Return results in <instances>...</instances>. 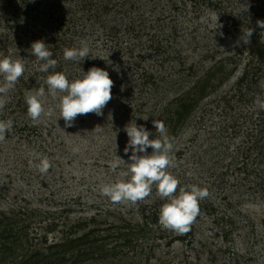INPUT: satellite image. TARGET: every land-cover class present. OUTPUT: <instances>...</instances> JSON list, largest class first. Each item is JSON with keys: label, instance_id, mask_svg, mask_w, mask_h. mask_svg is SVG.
I'll use <instances>...</instances> for the list:
<instances>
[{"label": "rangeland", "instance_id": "obj_1", "mask_svg": "<svg viewBox=\"0 0 264 264\" xmlns=\"http://www.w3.org/2000/svg\"><path fill=\"white\" fill-rule=\"evenodd\" d=\"M257 20H264V0H0V58L25 64L0 110V120L13 121L0 142V212L24 214L37 244L52 214L58 224L97 214L105 228L118 221L109 215L114 211L134 227L140 225L141 209L159 213L168 202L155 184L151 195L135 204H114L100 191L106 183L130 178L120 175L131 155L124 153V128L135 122L152 133L150 139L160 138L153 120L164 109L173 113L174 100L207 83L204 100L185 125L177 130L165 126L173 144L169 173L179 187L196 185L209 192L199 202L191 230L178 235L160 224L149 226L145 237L118 248L120 256L94 264H264V168L256 166L246 141L253 120L264 111L255 104L257 97L264 99V63L251 55V44L235 46L247 27L264 39ZM37 40L57 60L48 73L38 71L42 62L30 54ZM84 45L90 48L84 61L64 59L65 48ZM93 66L109 72L113 98L102 116H78L74 126L65 128L58 108L65 93L53 97L47 75L59 69L73 81ZM41 87L45 110L54 111L33 121L25 97ZM74 147L79 151L74 153ZM117 155L123 160L113 172L109 162ZM45 156L51 167L41 174L35 165ZM255 182L260 187L249 188ZM34 209L38 214L31 220L26 214ZM63 209L71 211L61 214ZM60 235L59 229L48 233L47 243ZM159 236L163 239L156 240Z\"/></svg>", "mask_w": 264, "mask_h": 264}, {"label": "clouds", "instance_id": "obj_2", "mask_svg": "<svg viewBox=\"0 0 264 264\" xmlns=\"http://www.w3.org/2000/svg\"><path fill=\"white\" fill-rule=\"evenodd\" d=\"M248 8L247 4L244 11L247 12ZM256 25L264 29V20H257ZM253 32L254 29L250 27L241 29V35L235 41V46L250 45ZM261 43H264V39ZM30 54L42 62L38 67L40 72L48 73L50 69H55L57 66V60L52 58L53 53L43 40L32 42ZM89 54L90 48L87 45L63 50L65 60L84 61ZM24 72L23 59L0 58V76L3 77V83H0V110L5 107L8 93L15 87ZM45 83L53 97H56L58 92L65 93L59 97L58 105L59 118L64 120L65 128L74 126L78 116L91 113L102 116L103 109L113 98L114 81L110 78L108 71L96 66L89 68L87 72L84 71L81 78L73 81H69L63 72H52L47 75ZM260 87L264 89V80L260 81ZM44 95L45 89L41 87L35 94L25 97L27 114L33 121L40 119L42 115L51 117L53 114L54 109L49 108L46 111L41 102ZM255 104L260 110H264V99L257 97ZM153 124L160 138L150 139L152 133L144 125L130 122L125 126L124 131L127 133L128 141L124 153L127 155L131 151V155L130 162L127 163V171L120 175L130 178L106 183L101 186L100 191L114 204L124 202L135 204L149 197L152 186L155 184L159 197L168 201L163 203L159 210V224L163 229L183 235L191 230L200 213L199 202L207 198L209 192L207 188L196 185L179 187L178 178L168 171L170 167H174V164L173 157L170 155L173 144L167 135V129L162 121L153 120ZM12 127L11 119L0 120V142L5 140L6 133L10 132ZM94 130L99 131L100 126H96ZM149 148H151L150 153L147 151ZM72 151L78 152L79 148L74 147ZM121 160L123 159L117 155L109 162V168L115 172ZM35 167L41 174H46L51 167V162L45 156L39 158V163Z\"/></svg>", "mask_w": 264, "mask_h": 264}, {"label": "trees", "instance_id": "obj_3", "mask_svg": "<svg viewBox=\"0 0 264 264\" xmlns=\"http://www.w3.org/2000/svg\"><path fill=\"white\" fill-rule=\"evenodd\" d=\"M11 1H9L10 4ZM27 10V9H26ZM238 21L236 22V24ZM251 55L256 57L258 62L264 63V43L261 38L253 32L251 42ZM93 64H96L94 61ZM51 70V69H50ZM49 70V72H50ZM55 72H59V69ZM214 74L208 75L210 79ZM209 83V82H208ZM208 84L202 85L200 91L190 93L186 96L174 100L172 103H178L173 113H167L159 116L165 126L177 130L188 121V117L201 101L205 98V89ZM254 121V127L246 135V141L249 146L247 150L253 154V160H256L257 167L264 168V111L257 114ZM256 123V125H255ZM264 174V170H262ZM260 187V183H252L249 188L255 190ZM151 210V208H150ZM71 209H63L62 213H70ZM38 210H30L26 214L29 218H35ZM142 221L140 225H131L123 218L122 214L110 211L109 215L118 221L107 223V227L100 228L105 221H97L98 215H92L86 218H76L74 220L65 218L64 221L55 222V214H52V221L43 226L44 235L40 238L39 244L34 243L35 237L29 236L30 222L21 212H11L10 216L0 212V264H94V262H103L108 258H115L122 253L118 248L129 247L132 241L138 237H145L150 233L149 226H158V216L154 210L146 213L141 209ZM24 217V218H22ZM60 226V228H58ZM92 226L91 228L87 227ZM62 234L60 239L54 243H47V234L57 231ZM82 231L81 234H78ZM101 232H103L101 234ZM163 239L162 236L156 240ZM115 244L108 247L110 243Z\"/></svg>", "mask_w": 264, "mask_h": 264}]
</instances>
